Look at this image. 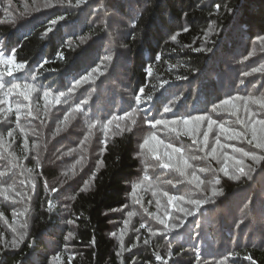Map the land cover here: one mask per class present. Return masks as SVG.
Instances as JSON below:
<instances>
[{
	"label": "trees",
	"instance_id": "16d2710c",
	"mask_svg": "<svg viewBox=\"0 0 264 264\" xmlns=\"http://www.w3.org/2000/svg\"><path fill=\"white\" fill-rule=\"evenodd\" d=\"M32 3V0H12L9 8V0H0V48L6 56L14 48L16 62H26L24 70L14 71L11 77L7 75V67L10 66L0 65V73L4 74L6 83L32 82V75H37L35 83L42 89L51 90V100L57 92H67L74 80L88 74L94 67L100 66L106 71L97 80L84 83L74 91L68 99L69 104H49L47 117L44 116L42 91L39 95L33 93V105L37 101L40 104V123L38 119L27 117L24 114L26 110H22L19 126L14 111L0 113V134L7 145V148H0V156L3 157L0 159V171L6 170L11 161L9 151L19 157L17 163L20 166L14 174L0 179V184L7 187L15 179H20L24 166L36 174L35 186L31 188L32 214L27 236L15 249L11 245L5 248L0 241V264H161L155 259L157 252L167 264H213L207 258L216 259L229 252L233 254L229 264H264L263 237L257 244L254 237L249 236L243 245L242 240L238 241L239 234L235 236L234 233L229 244L203 252L198 250L202 224L190 229L186 238L177 232L153 236L147 228H140L144 223L143 213L131 218L127 216V212L132 210V182L143 171L134 133L138 125L122 136L112 137L110 133L103 153L104 135L100 127L93 130L94 135L84 146L86 151L79 147L90 120L106 121L112 115L130 111L136 107L134 98L141 87L145 89L141 96L144 103L139 105L144 110L142 115L156 118L161 117L163 106L176 97H179L176 109L181 114H195L210 112L214 103L230 95L261 94L264 91L263 77L253 80L247 77L243 85L239 81L245 71L252 69L255 60L264 57V48L253 46V42L257 43L256 37L264 35V0H87L79 8L57 6L42 8L39 12L33 11L35 5ZM216 4L222 6L219 12L215 9ZM225 5L232 11H227ZM6 8H9L8 12H5ZM61 15L65 20L59 21L51 33L44 35L49 21ZM136 17L138 20L133 28L132 21ZM114 21L120 23L115 25ZM213 22L218 26L217 31L205 41L203 34ZM113 34L118 38L113 39ZM173 35H176L175 40L171 39ZM80 37L85 39L81 41ZM68 41H71V48L66 43ZM198 47L212 50L194 51ZM255 50L261 53L256 54ZM59 52H63V58L58 57ZM125 52L128 54L126 59L119 57ZM109 54L113 56L110 62L104 60ZM149 65L152 76L147 74ZM162 80L168 83L160 88ZM125 87L129 89V96L124 94ZM79 92L96 99L94 105L84 106L87 117L81 113L84 119L80 127H76L80 122L78 118L69 119L71 129L53 137L56 120H62L64 116L61 107L68 110L82 101ZM149 94L153 95L151 101L145 99ZM2 99L4 96L0 92ZM18 99L23 100L16 95L10 97L13 108ZM1 105L0 108L7 109V104ZM52 109L57 112L55 116L51 115ZM39 126L47 130L46 140L27 131ZM21 127L27 133L30 152L23 148L25 134L20 131ZM111 128L116 130L115 126ZM10 129H14L12 137L7 136ZM33 142L40 145L42 167L36 166ZM69 149L75 151L65 155ZM89 154L95 156L90 157ZM81 155L85 159L76 164ZM100 159L103 165L96 171V162ZM93 172L96 173L95 179L89 180ZM85 181H89V188L80 191ZM246 182L230 183L225 188L228 197ZM52 187H58L59 191L51 192ZM62 194L66 197L63 198ZM1 198L2 203L5 196ZM49 199L53 203L51 211L47 203ZM6 204L0 205V212L8 215V223L12 220L13 202L6 199ZM135 207L141 212L138 206ZM152 209L155 212V206ZM204 212L205 219L211 221L217 222L221 217L210 213L209 204ZM199 217L203 218L202 214ZM125 219L130 221L126 227L130 229L128 237L132 235L137 246L121 257L115 226L120 224L125 228ZM69 220H75V224L67 223ZM0 229L7 233L4 227ZM69 232L73 233L71 238H68ZM114 232L116 236L111 235ZM261 232L264 236V225ZM145 239L149 240L147 245L144 244ZM169 245L171 258L168 257ZM117 252H120L119 256ZM57 255L59 260H52Z\"/></svg>",
	"mask_w": 264,
	"mask_h": 264
},
{
	"label": "snow or ice",
	"instance_id": "6c2138e0",
	"mask_svg": "<svg viewBox=\"0 0 264 264\" xmlns=\"http://www.w3.org/2000/svg\"><path fill=\"white\" fill-rule=\"evenodd\" d=\"M12 0H9V8L11 7ZM35 7L33 11L39 12L42 8H55L60 7H69V8H79L81 5L87 3V0H42L37 2L33 0ZM221 4H216L215 9L217 12L221 9ZM9 8L5 9V12L9 11ZM227 11H232L227 8V5L224 6ZM65 20V16L61 15L55 19L49 21V26L46 28L44 35L51 33L54 26L59 22ZM138 17L134 18L132 21V27H136V22ZM217 25L215 22L209 25L208 29L204 32V40L208 41L212 34H215L217 31ZM187 31V29H184ZM81 41L85 38L80 37ZM172 40L176 39V35L171 37ZM256 40L259 41L261 45H264V35H259L256 37ZM71 48V41L66 42ZM213 43H215L213 41ZM211 48L198 47L195 48L196 52L211 51ZM10 55H5V51L0 48V65L10 66L7 67V75L11 77L13 72H22L26 66L25 63H17L15 60L16 50L13 48L10 50ZM59 58H63V52H59ZM247 59V58H246ZM105 61H112L113 56L111 54L104 57ZM47 63V61H44ZM43 67V64L40 65ZM106 71V69H105ZM105 71H101L100 66H97L93 72H90L84 76H81L79 79H76L72 82V86L68 89L67 92L59 91L54 95V98L50 100V97H53V93L49 89H42L38 87L35 81L37 80V75H32V82L24 83H11L5 82L4 74L0 73V92L3 93L4 99L0 100V104H7V109L0 108V113L5 111L11 113L15 112V121L17 126L20 125L22 110L25 111L27 117H32L39 119V109L40 104L37 101L33 105V93L40 94L42 91V99L44 101V116H49V104L60 105L63 103L68 104V99L71 97L75 89L82 85L83 83L89 82V78L93 73H99L104 75ZM255 73L264 74V64H261L259 67L252 68L250 72H244L243 76L248 77ZM147 74L152 76V67L151 65L147 68ZM178 79H187V77H178ZM168 83L167 80H162L159 83V87L163 88ZM239 83L241 85L245 84L244 79H240ZM155 85L153 88L155 89ZM144 87L139 88L138 93L135 96L136 107H133L130 111H124L122 115H112L106 121H101L100 119L90 120L87 124V132L84 135L83 139L80 141L79 147L84 149L86 143L90 141V138L94 135V129L99 125L103 131L104 139L102 140L103 147L101 148V153L106 150L109 134L111 133L112 137L122 136L125 132H131L133 127L137 125V120L141 119L144 124L150 126V131L143 138V142L139 144L140 151L137 153L138 156L142 157L141 163L143 165V176L132 185V191L130 193L132 199V210L127 212L129 218L140 215L141 213L146 214L148 217L156 220L159 225H163V232L159 230L153 231L149 228V232L155 235H163L165 233L171 234L173 231L181 229L184 227L186 220H182L179 216L173 218L172 212L168 209L171 208L177 213H182L185 218L196 216L201 212V209L210 203H215L217 197L224 195V190L221 185V174L224 178H227L230 181L235 182H244L251 181L253 175L257 172V167L264 165V93L259 95L249 94L246 96L230 95L227 98L220 100L218 103H214L210 112H204L202 114L192 115V114H181L176 105L179 101V97H176L170 100L167 104L163 106L161 117L156 118L154 116H148L147 114L142 115L144 112L143 109L139 107L144 100L141 99V96L144 94ZM16 95L17 97H22L24 102H21L19 99L15 103V108H13L10 97ZM84 99L79 103H76L74 106H70L67 112L64 114L63 119L57 122L56 130L53 133V137L58 135L61 132V125L67 126L69 118H76V114L84 113L87 117V112L84 110V106L89 104V100ZM146 100L151 101L153 95L149 94L145 97ZM174 109H176L174 111ZM167 114H171V118H168ZM215 115H227L231 119L221 120L213 118ZM114 121L125 122L123 124L116 123L115 129L113 130L110 126L113 125ZM41 123H44L41 120ZM14 129H10L7 132L8 137L13 136ZM20 131L24 133V144L23 148L25 151H29L28 147V136L23 127L20 128ZM158 132H166L169 140L161 139L158 135ZM33 135H39L35 130H33ZM171 138H175L178 143L171 142ZM182 138H188L190 144L187 146L182 142ZM179 144V146H178ZM238 145H247L238 146ZM0 148H7V145L4 141V136L0 134ZM32 148L36 150V161L37 167H42L39 161V149L40 145L37 142H33ZM86 151V149H84ZM75 149H69V152L65 155H71ZM194 153H199L196 155ZM8 156L11 157V161L6 168V170L0 171V179L9 177L10 174H14V170L19 168L17 161L19 157L15 153L9 151ZM3 157L0 156V159ZM27 159V156L24 157ZM59 158V157H58ZM85 159L84 155H81L76 164H79ZM151 161V162H150ZM202 161L207 162V167H198L195 162ZM216 161L219 165L216 168L211 166V162ZM103 165V160L100 159L96 162V171H99V168ZM75 165L73 166V170ZM160 169L161 171L167 170L171 173H178L182 180L176 181L173 183L172 180L161 181L159 177L154 181L152 176L149 174V171H155ZM28 173H32L33 169H27ZM200 174H211V179L205 181L201 178ZM95 172L92 173V176L89 180L95 179ZM20 175H24V172L21 171ZM66 175V173H65ZM45 186L47 187V180L44 181ZM176 184H187L191 186L190 193L184 195H173L170 192L165 191L162 185H171L173 188L176 187ZM145 185L147 187L145 188ZM35 186L34 183L32 185ZM89 188V181H85L83 187L80 191H85ZM9 190H14L12 185L5 187L3 184H0V195H4ZM140 190H151L154 197H163L166 198L167 205L162 204L161 200L157 198L155 200V207L157 211L151 212L148 207L144 206L143 200L139 198L138 191ZM51 192H58V187H52ZM195 193L201 194L202 198H192ZM20 195V193H16ZM75 199V196L72 197ZM48 208L51 211L53 203L51 199L48 200ZM149 204L153 202L148 201ZM252 203L251 197L248 198L247 202L244 204L242 210H247L249 205ZM187 204L189 207H185ZM140 206L141 212L136 211L135 206ZM127 208L128 205H125ZM29 209L25 208L23 213L13 212V219L17 215H26ZM0 217H3V213H0ZM129 219L124 220L125 228L129 224ZM243 222V221H241ZM69 224H75V220L67 221ZM8 227L11 229L13 238L11 240V247L18 248L22 244L27 236V232L18 231L17 227L9 224ZM21 227H26V225H21ZM147 227L146 223H141L140 228ZM199 227V225H197ZM139 231V229H136ZM125 234V229L120 230V247L121 251H131V248L125 249L123 245V237ZM112 236H116V233H112ZM73 233H68V238H71ZM0 239H3V233H0ZM139 240V237H137ZM93 243L95 241L93 240ZM149 243L148 239L144 240V244ZM136 244H133L131 247H136ZM5 248L8 247L6 243ZM120 255V252H117V256ZM168 257H172V248L169 245L168 248ZM71 259V257L69 258ZM155 259L161 261V264H167V261L162 257L158 252L155 253ZM249 260L252 259L251 256L248 257ZM52 260H59V255L52 257ZM227 257L221 259L218 264H226Z\"/></svg>",
	"mask_w": 264,
	"mask_h": 264
},
{
	"label": "rangeland",
	"instance_id": "374dc122",
	"mask_svg": "<svg viewBox=\"0 0 264 264\" xmlns=\"http://www.w3.org/2000/svg\"><path fill=\"white\" fill-rule=\"evenodd\" d=\"M32 2H33V0H32ZM37 2L42 3V0H37ZM3 17H4V14H3ZM117 18L118 17L116 16V19ZM119 23L120 22H118V21H114L115 25H118ZM111 32H113V31H111ZM113 36L115 37L113 39L118 38L117 35L113 34ZM239 40H241V39L239 38ZM237 44H239V41ZM253 46L256 49L264 48V45H261L259 43V41H257V43L253 42ZM255 52H256V54L261 53L259 50H255ZM227 54H230V53L228 52ZM127 56H128V54L126 52L123 54H119V57L124 58V59H126ZM261 64H264V57H259L257 60H255L252 68L259 67ZM95 68L96 67H94V69ZM93 70H91L90 72H93ZM251 70L252 69L247 70L245 72H250ZM101 71H105V70L101 69ZM235 74H237V73H234L233 75H235ZM233 75H232V77H233ZM100 76L101 75L99 73H93V75L89 78V82L97 80ZM259 77L264 78V74L255 73L251 76H248V78H250L251 80H253L255 78H259ZM245 78H247V77H244V76L242 77V79H245ZM123 79H125L124 76H123ZM257 82H259V80H257ZM257 82H256V84H257ZM124 83H125V80H124ZM83 84L78 86L75 89V92L78 88H81L83 86ZM115 85L117 88L122 89L120 84L115 83ZM125 85H127V83H125ZM80 93H81L83 100L91 97V99L89 100V105H94L96 99H93L91 95L86 94L84 92H79L78 94H80ZM128 93H129V89L125 87V90H124L125 96H129ZM262 93H264V91H262ZM237 94H239L241 96L249 95L248 93L247 94L237 93ZM251 94L256 95L254 93H251ZM22 102L26 103L23 100H22ZM68 104H69V102H68ZM1 106H4V104H2ZM61 108H62V110H61L62 114L64 115L67 112V110L63 109V107H61ZM56 114H57V112L54 111V109H52L51 115L55 116ZM197 114H202V113H195L192 115H197ZM76 118H78L80 121V122H78L76 127H78V126L80 127L81 126V120H83L84 118L81 115V113L76 114ZM168 118H171V116H169ZM213 118L221 119V120L231 119L227 115H215V114H214ZM48 119H49V117H48ZM69 119H73V118L70 117ZM58 121H60V120H56V122H55L56 125H57ZM137 121H139V124H137L138 126L136 125L137 127L135 126L136 128L134 129V133H135V135H137V153H138L140 151V149L138 147L139 144L143 142L144 136L151 129H150V126L147 124H144L141 119H138ZM38 123H40V119H38ZM116 123L123 124L125 122L114 121L113 125H111L110 127L115 126ZM70 124H72L71 121L68 122L67 126H65V127H62V125H61L62 130L60 133L71 129V126H69ZM99 127L100 126L98 125L97 128H99ZM39 129H41L40 133L38 132ZM73 129H74V127H73ZM27 131H31L33 133L32 129H28ZM35 132H37L43 140H46L47 130L45 128H43L42 126H39V128L36 127ZM158 135L160 136L161 139H164V140H166V142H168L169 137H168L166 132H158ZM171 142L178 143L175 138H171ZM182 142L184 143L185 146L190 144V140H188V138H182ZM178 146H179V144H178ZM238 146L250 147L247 145H238ZM194 154L199 155V153H194ZM89 156L94 157L95 154H89ZM140 158L142 159V157H140ZM93 163H94V161H93ZM195 163L197 164L198 167H207L208 166L207 162L197 161ZM90 164H92V163H90ZM211 166L213 168H216L219 165L217 164L216 161H212ZM142 167H143V165H142ZM22 171L24 172V175H22L20 179L17 178V179H15V181H13L9 184V185L13 186L14 190H9L4 195H0V201L2 200L1 197L5 196V198H3L2 203L0 202L1 206L7 205L6 199L13 202L12 213L10 215L12 220L7 223L6 218L8 215H6L4 213H3V217H0V227H4L7 230V233H4L0 229V233H3V239H0V241L2 242L3 245H5L6 243L9 246L11 245L10 242L13 238V234L11 232V229L8 227L9 224H12L13 226L17 227L18 231L26 232L28 230V223L30 220V216L32 214V197H33V194H32L31 188H32L33 183H35V181H36V174L33 172L28 173L26 166L22 167ZM149 174L152 176L154 181L157 180V177H159L161 181L172 180L173 183H176V181L183 179L182 177L179 176L178 173H171V172H168L167 170H163V171H161L160 169H156L155 171L150 170ZM197 175H200L201 178L204 179L205 181H208L211 179L210 173H206V174L197 173ZM142 176H143V171L135 178V181H133L132 183L137 182ZM230 183H239V182L230 181L227 178H224L221 174V185H219V186L223 187L224 195L217 197L215 199V203L209 204L210 208H211V212H210L211 214L216 213L215 215H217V214L221 215V217L217 220V222L211 221L210 219H205V216L203 213H205L204 211L208 205L203 207L201 209V212L198 213L196 216L187 217V218H185L182 213H177L174 210H172L171 208H169L168 210L172 212L173 218H175L176 216H179L182 220H186L183 228L175 230L171 234L177 232V233H179V235L183 236V238H186L189 236L187 233H189L190 229L195 228L196 224L197 225L202 224V231L200 232L199 237H198V242L200 243L198 250L199 251L202 250L203 252H204V250L205 251H210L211 249L215 250L216 246H220V248H222L224 245L229 244L234 238V233H235V236H237L239 234L237 236L238 241L242 240L243 245H246V241H248L250 238L249 236H253L254 239L257 241V244L259 241H261L262 237H263V241H264V236L261 232V230H263V225H264V165L257 167V172L253 175V179L251 181H247L245 184L240 185L236 189V191L233 194H231L230 197H228L225 188ZM246 184H247V187H243ZM162 186L164 187L165 191H168V192H170V194H173V195H184L186 193H190V190H191V186L187 185V184H176L175 188H173L171 185H162ZM146 187H147V185H145V188ZM131 191H132V189H131ZM17 192L20 193V195H16ZM138 196H139V198H141L143 200L144 206L148 207L149 211H151V212H154L152 209V206H155V200L157 198H159L161 200L162 204L167 205L166 198L154 197L152 195L151 190H146V191L140 190V191H138ZM62 197L65 198L66 194H62ZM250 197H251L252 203L249 205L247 210H242L244 204L247 202L248 198H250ZM192 198H202V196L199 193H195L192 196ZM150 200L153 202L152 204L148 203V201H150ZM131 202H132V199H131ZM221 203H222V205H221ZM216 204H220V207H216ZM184 206L189 207V205H187V204H185ZM138 207L140 209V206H138ZM25 208L29 209V211L26 213V215H17L15 217V219H13V212L14 211L16 213H23ZM155 211H157L156 207H155ZM200 214H202L203 218L199 217ZM143 216H145L143 222L147 224V227H145V228H147V230L149 228H151L153 231H157V230H159L160 232L164 231L163 225H159V223L156 220L148 217L146 214H143ZM241 221H243V222H241ZM21 225H26V227H21ZM244 225H245V228L242 229V227ZM257 227L259 228V230H256ZM122 228H124V227H120V224L115 226L116 233L118 235L119 240H120V230ZM124 229H125V234L123 237L124 248L125 249H129V248L133 249L131 246L135 243H133V241H132V235L130 237H128L130 229H127V228H124ZM259 232L261 234H258ZM225 233H228L227 236H225ZM171 234L165 233L163 235H171ZM196 234H197V232L195 233V235ZM223 235H224V237H223ZM205 237H207V239H205ZM212 238L217 239V240H214ZM120 252H121L120 256L123 257L124 256L123 253L126 252V250L125 251L120 250ZM232 255L233 254L229 252V253H226L225 255H222L219 258H216V259L215 258H207V260L210 263L218 264V262L221 259H223L224 257H227L226 264H229V259Z\"/></svg>",
	"mask_w": 264,
	"mask_h": 264
}]
</instances>
